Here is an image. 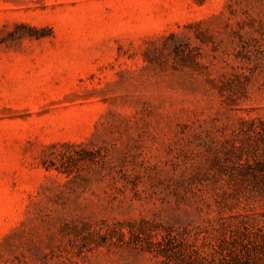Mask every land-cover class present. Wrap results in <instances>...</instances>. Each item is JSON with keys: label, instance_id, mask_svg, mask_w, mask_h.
Instances as JSON below:
<instances>
[{"label": "rangeland", "instance_id": "374dc122", "mask_svg": "<svg viewBox=\"0 0 264 264\" xmlns=\"http://www.w3.org/2000/svg\"><path fill=\"white\" fill-rule=\"evenodd\" d=\"M0 264H264V0H0Z\"/></svg>", "mask_w": 264, "mask_h": 264}, {"label": "trees", "instance_id": "16d2710c", "mask_svg": "<svg viewBox=\"0 0 264 264\" xmlns=\"http://www.w3.org/2000/svg\"><path fill=\"white\" fill-rule=\"evenodd\" d=\"M172 237L169 235V234H167V235H164V234H161V239H159V240H157L156 242H152V244H158V245H161L162 244V242H168V241H170V239H171ZM231 239H233V238H231ZM226 241H230V243L232 244V241L231 240H227L226 239ZM149 247V246H148ZM149 249V248H148ZM160 249V248H159Z\"/></svg>", "mask_w": 264, "mask_h": 264}]
</instances>
